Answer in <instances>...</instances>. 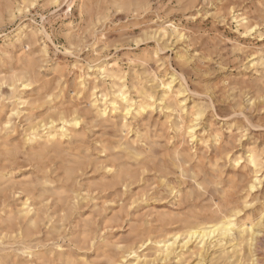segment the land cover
<instances>
[{
  "label": "rangeland",
  "instance_id": "374dc122",
  "mask_svg": "<svg viewBox=\"0 0 264 264\" xmlns=\"http://www.w3.org/2000/svg\"><path fill=\"white\" fill-rule=\"evenodd\" d=\"M198 7L0 0V264H264V163L248 164L264 148H244L264 119V0ZM112 62L120 82L98 71ZM120 84L155 105L100 117ZM61 119L66 138L29 141ZM223 215L231 232L188 237Z\"/></svg>",
  "mask_w": 264,
  "mask_h": 264
},
{
  "label": "bare ground",
  "instance_id": "6f19581e",
  "mask_svg": "<svg viewBox=\"0 0 264 264\" xmlns=\"http://www.w3.org/2000/svg\"><path fill=\"white\" fill-rule=\"evenodd\" d=\"M235 20H237L238 27L243 30V33H241L242 36H246L253 31V28L251 26H249V23H248L246 18L236 17ZM98 71L102 74V76L109 77V78H111L117 82L122 81V79L124 77L122 70L120 69V67L118 66V64L116 62L101 64L98 67ZM78 78H79V76H78ZM166 87L169 91L171 90V84L166 85ZM166 87H164V88H166ZM103 99L104 100L100 104H96V102H95L94 107L98 110L99 116L102 118H105V119L108 118L110 114L118 111L119 107H122V109L125 111L126 114H130L133 111H135L136 114H140V113L146 112L147 110H151L153 108V106L155 105L154 104V97L151 94L146 95L145 100L138 102V103H135L128 96L126 90L124 89L123 84H120L118 86V88L114 92V96L112 99L108 100L106 96H103ZM181 102H182V100H181ZM193 117H194V115H193ZM196 118H198V117H196ZM61 120L63 121V125L60 128H56L54 126V123L52 122L51 126L48 128V131L44 135H39L37 133H33L32 137L29 141H34V140L36 141V140H40V139H45L46 142H51L57 138H61V139L66 138L68 136V129L66 128V126L68 124H70V122L65 120V119H61ZM73 121L75 122V120H73ZM189 122H190V120H189ZM179 132H180V130H179ZM216 135H217V133H216ZM216 142H218V141L216 140ZM225 153L229 154L228 152H225ZM250 153H249L250 155L248 158V164L256 171L264 163V158H262V156L256 152H250ZM227 154L226 155L224 154V155L227 156ZM257 180L258 179L256 178V180L254 182H256ZM254 187H255L254 184L251 185L252 189H254ZM24 207H25V205H24ZM27 209L28 210L26 211V214H29V216H30L31 210H29V208H27ZM233 214H234V212H233ZM247 223H248V221H247ZM233 227H234V222L232 221V217L223 215L211 223L198 224L197 226L189 228L187 235L189 238H193V237L205 238V237L211 236L217 232L218 233L220 232L222 234H227V233L231 232ZM244 231H245V229H244ZM243 236H244V234H243ZM174 239H175V237H174ZM168 250H169V247H168ZM110 264H116V262H110Z\"/></svg>",
  "mask_w": 264,
  "mask_h": 264
},
{
  "label": "clouds",
  "instance_id": "9594fccd",
  "mask_svg": "<svg viewBox=\"0 0 264 264\" xmlns=\"http://www.w3.org/2000/svg\"><path fill=\"white\" fill-rule=\"evenodd\" d=\"M212 3L213 0H187V6L189 7H196L197 5H199L197 11H200L201 9L207 11L212 6ZM253 127H255L258 130L252 131L251 137L249 139V143L244 146L245 150L257 140H259L258 147L264 148V119H262L261 123L258 125L255 126L249 125L250 130Z\"/></svg>",
  "mask_w": 264,
  "mask_h": 264
}]
</instances>
